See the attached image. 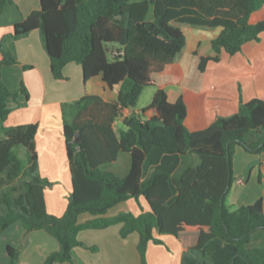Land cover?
<instances>
[{
	"label": "trees",
	"instance_id": "16d2710c",
	"mask_svg": "<svg viewBox=\"0 0 264 264\" xmlns=\"http://www.w3.org/2000/svg\"><path fill=\"white\" fill-rule=\"evenodd\" d=\"M12 1L0 0V11ZM183 26L219 29L211 42L214 56L200 58L204 72L223 51L235 55L260 41L264 0H41L40 9L2 39L0 229L21 222L27 232L45 231L55 238L60 250L44 264H74L73 251L87 248L79 240L82 231L117 225L122 239L139 236L141 264H149L150 243L165 245L156 234L180 238L184 233H198L199 239L183 253L181 264H264V247L253 244L264 231L263 199L234 211L226 203L235 181L237 147L264 155V102L243 103L238 114L204 131H196L183 97L171 90L158 89L152 103L137 111L143 92L155 87L185 52L189 36ZM33 31L41 34L56 80L65 79L64 68L75 63L85 82L101 77L107 88H120L114 102L86 95L75 104L74 118L64 122L73 190L62 217L47 209L45 191L52 184L39 171L38 126L5 127L13 105L26 106L29 93L24 84L9 89L2 67L17 64L9 43ZM20 94L26 98L22 104ZM120 118L124 130L116 128ZM20 148L26 150V161ZM121 153L131 156L126 177L102 170ZM193 158L197 164H183ZM142 197L149 212L106 217L119 204L140 203ZM86 213L97 218L81 224ZM8 252L17 264L19 253Z\"/></svg>",
	"mask_w": 264,
	"mask_h": 264
},
{
	"label": "crops",
	"instance_id": "0c3cea01",
	"mask_svg": "<svg viewBox=\"0 0 264 264\" xmlns=\"http://www.w3.org/2000/svg\"><path fill=\"white\" fill-rule=\"evenodd\" d=\"M40 7L41 0L7 2L0 11V43L4 36L13 33L15 25L25 21ZM203 43L199 40L195 47L193 42H188L185 52L163 75L171 74L160 87L183 97L188 108L189 122L194 124L196 131H204L218 119L238 114L243 103L255 99L264 102V32L259 42L246 44L235 55L223 51L219 61H210L205 71L201 72L200 58L214 56L213 50L211 53H202ZM9 47L17 64L3 66L2 79L11 90H19L24 84L29 100L24 107L13 105V112L5 127L38 126L35 145L39 171L41 177L52 184L45 191L47 209L51 215L62 217L73 190L64 122L74 118L77 111L75 104L86 95L101 96L106 102H114L120 88H107L101 77L85 82L81 66L75 63L64 68L65 79L56 80L39 31L11 41ZM2 58L0 51V61ZM25 100V96L20 94L18 103L22 104ZM141 110L137 108V111ZM129 114L126 111L125 116ZM116 128L125 129L123 118L116 121ZM191 162L195 165L198 160H183L185 165ZM130 169L131 156L123 153L116 162L102 166V170L120 178L126 177ZM233 170L235 181L227 197V207L234 211L252 205L260 198L264 201V155L249 154L237 147ZM239 180H243V183H239ZM139 202L132 199L121 203L110 210L106 217L128 212L139 216L150 211L145 198L142 197ZM96 218L86 213L80 217L79 222L83 224ZM120 229L121 226L117 225L103 230L82 231L79 240L87 248L79 247L73 251L74 264H141L137 248L139 236L133 234L122 239ZM156 237L165 245L149 244L148 263L181 264L183 253L197 244L199 234L184 233L180 238L156 234ZM253 244L264 247V231L254 236ZM9 248L19 253L17 264H44L51 254L60 250V244L47 232H27L23 224L17 222L5 230L0 229V264H12Z\"/></svg>",
	"mask_w": 264,
	"mask_h": 264
},
{
	"label": "rangeland",
	"instance_id": "374dc122",
	"mask_svg": "<svg viewBox=\"0 0 264 264\" xmlns=\"http://www.w3.org/2000/svg\"><path fill=\"white\" fill-rule=\"evenodd\" d=\"M183 29H185V31L188 33L190 44L191 42H193L194 46L196 47L198 41L202 40V42H204L202 46V53L212 52V46L210 45V41H212V39L218 36L219 29H209L203 27H190V26H183ZM170 76L166 75L160 77L158 78V83L155 87H148L141 95L137 108L144 109L147 106H149L153 101L155 92L158 89H160L163 82L168 80ZM20 156L23 160L26 161V150L24 148H20Z\"/></svg>",
	"mask_w": 264,
	"mask_h": 264
},
{
	"label": "water",
	"instance_id": "95a60500",
	"mask_svg": "<svg viewBox=\"0 0 264 264\" xmlns=\"http://www.w3.org/2000/svg\"><path fill=\"white\" fill-rule=\"evenodd\" d=\"M131 109H132V110H135V107H131ZM79 141H80V138L78 137V138H77V142H79Z\"/></svg>",
	"mask_w": 264,
	"mask_h": 264
},
{
	"label": "built area",
	"instance_id": "2783aa9c",
	"mask_svg": "<svg viewBox=\"0 0 264 264\" xmlns=\"http://www.w3.org/2000/svg\"><path fill=\"white\" fill-rule=\"evenodd\" d=\"M238 182H239V183H243V180H239Z\"/></svg>",
	"mask_w": 264,
	"mask_h": 264
}]
</instances>
